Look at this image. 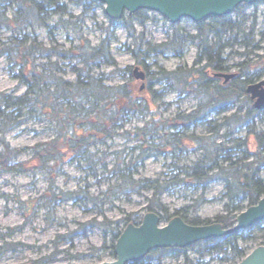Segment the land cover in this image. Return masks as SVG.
Returning <instances> with one entry per match:
<instances>
[{
    "label": "trees",
    "instance_id": "obj_1",
    "mask_svg": "<svg viewBox=\"0 0 264 264\" xmlns=\"http://www.w3.org/2000/svg\"><path fill=\"white\" fill-rule=\"evenodd\" d=\"M241 8L235 13L239 14ZM11 9H14V17L9 19L7 14ZM54 17H58V21L49 24ZM74 18L77 17L61 0H0V30L12 32L9 42L0 43L3 46L0 48V57H7L12 78L27 88L20 96L0 92V174L39 172L60 176L66 163H92V150L105 145L132 118L150 117L133 134L125 133L130 141L138 142L137 146L130 149L131 156L128 159L115 162L110 170L106 164L101 165L103 173L108 174V189L100 195L105 197L113 190L118 196L129 198L144 191L152 192L153 198H161L163 195L173 197L192 192L194 195L191 200L197 204H188L175 215H171L159 200L155 204L151 202L149 209L157 212L153 211L156 207L162 221L181 216L188 224L200 226L213 222L190 216V212L193 213L206 202L204 197L212 184L224 181L226 187L221 199L226 202V215L217 216L216 222L226 228L233 226L238 214L258 204L264 197V180L261 177L264 173V128L260 129L255 124L256 120L264 123V110L254 108L247 92L249 86L255 83L254 77L259 78L264 68L254 72L251 62L245 60L235 65L237 73L234 78L225 82L222 77L231 70L225 54L237 44L238 35L244 33L241 25L233 22L230 16L212 17L196 25L198 34H183L178 26L169 40L160 44L146 42L144 34H141L136 48L132 50L128 47L127 51L146 72L147 78L152 77L149 85L142 89V86L136 85L135 67L120 68L112 55L114 32L106 28L108 36L93 46L82 34L81 25L77 26L78 22L73 21ZM82 19L79 18V23ZM135 19H140L142 24L149 20L143 11H139L133 16L110 21L112 28L122 24L134 35ZM35 26L48 28L50 34L56 29L70 30L77 35L78 42H73L69 48L57 43L47 46L31 32ZM236 30L238 33L232 40L224 41L225 32ZM190 41L198 42L194 66H179L174 71L159 67L156 73L151 71L149 63L169 52L175 58L184 59ZM243 45L251 47L252 42L248 40ZM254 47L259 49V46ZM248 54L251 53L245 55ZM107 68L113 70L107 73ZM68 73L74 78H67ZM117 78L123 82L113 84ZM157 84L160 89L154 90ZM145 91L151 92V102L142 97ZM175 91L185 97L193 96L199 104L188 114L178 113L172 118L157 117L151 105ZM243 102H248L245 111L241 105L233 114L225 116L231 108ZM33 119L48 121L54 136L32 148L30 160L19 162L17 158L23 150L12 148L5 137ZM201 126H208L215 131V135L211 138L201 137L192 132ZM221 132H224L222 136ZM190 146L193 151H201L202 158L185 164L181 155L189 152ZM165 150L168 152H163ZM151 153L172 159L167 166L171 174L163 173L156 178L141 176L139 171ZM62 195L65 201L98 204V197L84 196L81 192ZM43 207L52 206H38ZM141 220L133 213L113 223L104 221L97 224L104 227L105 238L111 231L113 242L110 249L114 257L116 242L124 229L131 223L138 225ZM21 229L0 235L3 251L10 248L4 243L5 239ZM257 231L264 233V222L240 233L202 241L186 249H156L142 261L131 264H161L162 258L169 254L184 257L182 264H210V261L215 260L240 262L249 254L246 248L240 247V242L247 243L255 239L253 235ZM69 238L73 240L74 234ZM193 248L199 249L197 260H192L188 255ZM103 249H106V244ZM206 257L210 261L205 260ZM54 258L53 254L32 264H49Z\"/></svg>",
    "mask_w": 264,
    "mask_h": 264
},
{
    "label": "rangeland",
    "instance_id": "obj_2",
    "mask_svg": "<svg viewBox=\"0 0 264 264\" xmlns=\"http://www.w3.org/2000/svg\"><path fill=\"white\" fill-rule=\"evenodd\" d=\"M65 3L70 12L77 18L74 22L81 25L82 34L93 46L98 45L108 36L106 28L114 32L112 41V55L118 62L120 68L138 66L137 60L127 51L128 47L132 50L136 48L141 34H144L145 41L153 44L167 42L169 36H172L174 30L179 26L183 34H198L194 22L189 19H183L178 24H172L167 18L159 13L143 10V14L149 19L142 24L140 19H135L134 35L128 31L122 24L115 25L112 28L111 21L107 16L106 5L93 0H61ZM14 9L9 10L7 17H14ZM83 17L79 23V18ZM233 22L241 25L244 33L238 35L237 44L232 49H228L225 59L229 61L231 70L228 74L237 73L235 65L245 60H249L252 70L264 68V3L260 2L254 5H242L239 14L235 12L230 15ZM244 19V22H243ZM58 21L54 17L49 24ZM242 22V23H240ZM39 38L40 42L51 46L56 43L60 46L69 48L73 42H78L77 35L70 30L56 29L50 34L48 28L35 26L31 31ZM238 31L225 32L224 41L232 40ZM12 32L8 29L0 30V43L9 42ZM248 35V36H247ZM211 38V37H210ZM250 40L251 47H245L243 42ZM198 42L190 41L184 54V59L175 58L173 53L169 52L149 63L151 71L156 73L159 67L168 71H174L179 66H194L197 53ZM254 46H259L256 49ZM3 47L0 44V48ZM246 53H251L245 55ZM157 63L158 65H154ZM113 68H107L106 72H111ZM251 70V71H252ZM251 76L254 74H250ZM67 78L73 79L72 74H67ZM160 78V76H155ZM126 79H129L126 78ZM148 77L145 81V87L149 85ZM157 80V79H155ZM264 80V73L260 77H254L255 83ZM123 82L120 78L113 81V84ZM144 81L136 80V85L141 87ZM157 84L154 90H159ZM27 88L20 85L11 75L10 64L6 56L0 57V92L6 94L23 95ZM142 97L151 102V92L145 91ZM247 103H239L235 108H231L225 116L233 114L238 107L243 105V111L247 109ZM199 101L193 96H183L179 92H170L160 101L154 102L151 109L157 117L172 118L176 114H188L192 112ZM218 120V118H214ZM150 117L136 116L120 129L116 136L108 140L105 145H99L92 150L91 162L66 163L63 167V174L56 176L54 174H44L39 172H25L20 174L4 173L0 174V235L9 234L10 230H16L11 236L5 239V244L10 247L3 251V241L0 240V264H32L45 258L46 256L55 255V260L49 264H100L104 262H113L116 257L112 255L110 249L112 237L110 232L107 234L101 224L104 221L116 222L123 219L128 214H137L143 218L145 214L151 212L149 209L151 202H159L166 206L171 215H175L178 210L188 204L194 203L191 198L193 193H180L176 196L163 195L161 198H153L152 192H142L133 194L129 198L118 196L115 191H110L105 197L101 196L102 191L106 192L108 186L107 173H103L102 164L108 166L110 170L115 162L123 161L131 156L130 149L137 146L138 142L130 141L125 135L126 132L133 134L138 128L143 127ZM258 128H264V123L260 120L255 121ZM192 132L201 137H213L215 131L208 126L195 128ZM225 132V131H224ZM220 133V136L224 134ZM246 135V133H243ZM54 136L53 128L50 123L44 119H33L16 128L6 135V140L14 149L23 150V153L17 158L19 162L31 159V149L37 144L49 141ZM132 136V135H131ZM222 137L219 138L221 140ZM168 152V151H163ZM164 153V154H166ZM138 152L135 153L137 155ZM179 154V153H176ZM202 158V152L190 151L181 155L182 162L189 164ZM172 161L165 155L151 153L147 155L144 167L140 169V174L144 178H156L163 173L171 174L168 164ZM264 180V173L261 176ZM100 183L102 186L100 187ZM226 183L218 181L212 184L204 199L205 203L198 207L197 210L190 212V216H197L203 220L216 222V217L226 215L224 212L225 201L221 199L225 193ZM81 192L82 195L96 196L98 203H77L75 200H64L63 193ZM103 193V192H102ZM100 196V198H99ZM83 197V196H82ZM40 204L50 208H38ZM153 211L160 212L156 207ZM103 213V215L101 214ZM183 214V212H182ZM165 221L164 223H166ZM86 225V226H85ZM125 225V224H123ZM74 234V239L70 236ZM65 236L66 238H59ZM247 243L240 242V247L246 248L251 253L257 247L264 243V233L257 231ZM106 244V249H103ZM13 245V246H12ZM15 249H14V248ZM199 249L193 248L188 255L192 260H197ZM205 260L210 261L209 257ZM161 264H181L182 258H173L171 256L163 257ZM237 262H222L219 260L210 261V264H238Z\"/></svg>",
    "mask_w": 264,
    "mask_h": 264
},
{
    "label": "water",
    "instance_id": "obj_3",
    "mask_svg": "<svg viewBox=\"0 0 264 264\" xmlns=\"http://www.w3.org/2000/svg\"><path fill=\"white\" fill-rule=\"evenodd\" d=\"M106 5L109 19L120 20L125 15L132 16L141 10L161 14L172 24L189 19L198 24L211 17L232 15L243 5H254L264 0H96ZM136 80L144 81L147 74L139 66L134 69ZM225 82L235 74L222 76ZM256 110H264V80L251 84L247 90ZM264 222V197L258 204L241 212L231 227L214 222L195 226L188 224L182 217L175 216L168 222L162 221L160 214L148 212L139 225L129 224L115 245L116 259L100 264H131L142 261L156 249H186L199 242L220 239L230 234L240 233ZM239 264H264V245L254 249Z\"/></svg>",
    "mask_w": 264,
    "mask_h": 264
}]
</instances>
